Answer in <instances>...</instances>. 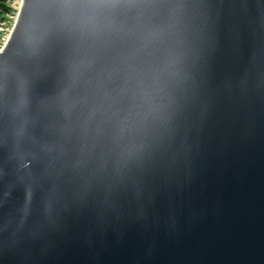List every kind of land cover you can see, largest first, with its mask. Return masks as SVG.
Here are the masks:
<instances>
[{"label": "water", "instance_id": "water-1", "mask_svg": "<svg viewBox=\"0 0 264 264\" xmlns=\"http://www.w3.org/2000/svg\"><path fill=\"white\" fill-rule=\"evenodd\" d=\"M0 264H264V0H22Z\"/></svg>", "mask_w": 264, "mask_h": 264}, {"label": "rangeland", "instance_id": "rangeland-1", "mask_svg": "<svg viewBox=\"0 0 264 264\" xmlns=\"http://www.w3.org/2000/svg\"><path fill=\"white\" fill-rule=\"evenodd\" d=\"M22 0H0V51L16 24Z\"/></svg>", "mask_w": 264, "mask_h": 264}]
</instances>
